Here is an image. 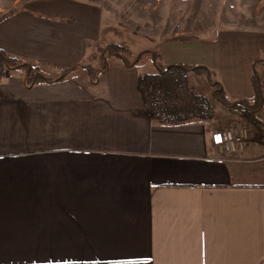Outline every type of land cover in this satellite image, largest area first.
<instances>
[{
    "label": "crops",
    "instance_id": "obj_1",
    "mask_svg": "<svg viewBox=\"0 0 264 264\" xmlns=\"http://www.w3.org/2000/svg\"><path fill=\"white\" fill-rule=\"evenodd\" d=\"M206 2L227 10L209 28L193 19L192 36L165 32L146 50L160 55L154 67L110 58L100 72L101 59L89 62L99 6L0 0V50L47 78L79 67L58 82L30 85L22 70L0 79V264H264V142L250 134L264 106L241 103L264 66V0ZM169 65L208 67L234 105L191 73L213 120L155 122L138 80ZM222 123L247 134L243 150L212 145Z\"/></svg>",
    "mask_w": 264,
    "mask_h": 264
},
{
    "label": "trees",
    "instance_id": "obj_2",
    "mask_svg": "<svg viewBox=\"0 0 264 264\" xmlns=\"http://www.w3.org/2000/svg\"><path fill=\"white\" fill-rule=\"evenodd\" d=\"M13 13V12H11ZM103 55L102 69H107L110 58L121 61L126 66H136L143 61L145 55L150 54L157 62L160 55L157 52L146 51L133 60L129 58V51L122 45L109 44L101 49ZM79 67L64 69L62 76L56 79L44 77L39 66L0 50V79L12 71L22 70L27 76V83L58 82L72 74ZM91 79L97 78L95 69L86 66ZM206 76L215 91V100L225 108L234 105L225 95L222 86L214 79V73L203 65H169L156 68L154 74L139 77L138 90L147 113L155 122L162 125H177L189 122H209L214 117V108L210 101L197 94L189 86L188 75ZM94 76V77H93ZM252 84L254 97L251 101L242 100L244 108L252 112L259 111L264 106V95L260 86V78L253 69Z\"/></svg>",
    "mask_w": 264,
    "mask_h": 264
},
{
    "label": "rangeland",
    "instance_id": "obj_3",
    "mask_svg": "<svg viewBox=\"0 0 264 264\" xmlns=\"http://www.w3.org/2000/svg\"><path fill=\"white\" fill-rule=\"evenodd\" d=\"M84 1L99 6L100 10L103 12V19L101 21L102 35L98 43L92 46L93 49L96 48V52H94L89 59V62L94 64H96L103 55L101 49L109 44L115 43L124 46L130 53L128 55L129 58L133 60L146 52V50H157V45H159L163 34L170 31L175 25L177 28L182 29L181 32H186L188 35L190 34L192 36V34L196 32L195 28H197V24L193 19L197 21L201 20L203 23L200 24V26L203 29L209 28L216 13H223L227 10L225 8H217L218 11L215 12L214 9L204 6L207 0ZM143 60L142 64L148 61V66L150 67L151 63L152 67H154V63L156 62L150 54L145 55ZM256 72L260 78V86L264 95V66H258ZM144 75L145 74L142 76ZM189 86L193 88L190 83ZM195 92L198 93L199 91ZM222 126V129L228 130L235 127L231 126L229 128H224V123H222ZM251 126L250 134L258 135L259 141L264 142V115L256 114V116H251Z\"/></svg>",
    "mask_w": 264,
    "mask_h": 264
},
{
    "label": "built area",
    "instance_id": "obj_4",
    "mask_svg": "<svg viewBox=\"0 0 264 264\" xmlns=\"http://www.w3.org/2000/svg\"><path fill=\"white\" fill-rule=\"evenodd\" d=\"M246 138L247 134L239 130H225L215 132L211 143L225 154L231 155L245 148Z\"/></svg>",
    "mask_w": 264,
    "mask_h": 264
},
{
    "label": "water",
    "instance_id": "obj_5",
    "mask_svg": "<svg viewBox=\"0 0 264 264\" xmlns=\"http://www.w3.org/2000/svg\"><path fill=\"white\" fill-rule=\"evenodd\" d=\"M243 105V104H242Z\"/></svg>",
    "mask_w": 264,
    "mask_h": 264
}]
</instances>
